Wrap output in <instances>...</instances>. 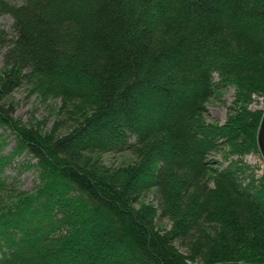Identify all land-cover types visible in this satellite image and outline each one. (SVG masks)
<instances>
[{
    "label": "trees",
    "instance_id": "trees-1",
    "mask_svg": "<svg viewBox=\"0 0 264 264\" xmlns=\"http://www.w3.org/2000/svg\"><path fill=\"white\" fill-rule=\"evenodd\" d=\"M2 16L0 264H264V184L230 158L258 151L264 0H0ZM22 87L56 102L50 125L13 118ZM24 151L31 190L2 171Z\"/></svg>",
    "mask_w": 264,
    "mask_h": 264
},
{
    "label": "rangeland",
    "instance_id": "rangeland-1",
    "mask_svg": "<svg viewBox=\"0 0 264 264\" xmlns=\"http://www.w3.org/2000/svg\"><path fill=\"white\" fill-rule=\"evenodd\" d=\"M11 20L8 16L0 17V24L5 28H8ZM2 50L0 51V65H1V57ZM234 90L232 87L222 90L221 96L219 98L212 99L208 104V119L212 121H217L222 123L226 116L227 106L231 103L233 99ZM11 100L13 101V108L15 107V113L13 115L14 119H18L21 122H27L28 120H45L48 125L51 123V109L55 106V101H47L44 102L40 98H36L35 95H31L28 90L24 87L16 90L12 96ZM251 109H264V99L260 97H254L252 102L249 104ZM0 139L3 140L5 146L2 144V149L8 150L14 143V137L10 132V129L4 126H0ZM231 159H240V161L244 164L246 168L245 175L252 174L253 178L256 179L257 184H264V161L262 156L260 155L259 150L257 152L251 151L242 157L231 156ZM102 159L105 164L110 166H117L124 163H130L132 160V156L129 152L119 153V154H105ZM215 159H220L219 156H215ZM237 159V160H238ZM226 165V161L220 160V162ZM9 166H4L2 171L6 176L11 179H15V177L20 175V187L24 190H31L35 182V175L33 168L29 167V165L34 164L35 161L32 159L27 153L22 152L15 160L10 162ZM158 196L155 194L153 190L149 191L146 194V202H149L155 206L158 204ZM159 225V224H158ZM164 223L160 224L159 227L162 228ZM80 237V235L78 236Z\"/></svg>",
    "mask_w": 264,
    "mask_h": 264
},
{
    "label": "water",
    "instance_id": "water-1",
    "mask_svg": "<svg viewBox=\"0 0 264 264\" xmlns=\"http://www.w3.org/2000/svg\"><path fill=\"white\" fill-rule=\"evenodd\" d=\"M257 145L260 155L264 161V112L257 132Z\"/></svg>",
    "mask_w": 264,
    "mask_h": 264
}]
</instances>
